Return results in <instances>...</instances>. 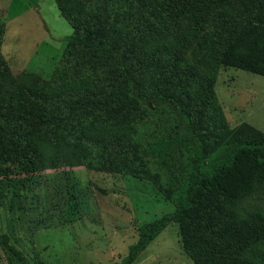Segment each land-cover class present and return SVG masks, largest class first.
<instances>
[{"label": "trees", "instance_id": "obj_1", "mask_svg": "<svg viewBox=\"0 0 264 264\" xmlns=\"http://www.w3.org/2000/svg\"><path fill=\"white\" fill-rule=\"evenodd\" d=\"M55 2L72 32L51 77L15 79L0 50V177L76 165L137 174V125L165 108L184 126L194 173L115 264H131L172 222L194 264H264V131L230 127L213 87L221 66L264 75V0ZM3 32L0 23V47ZM0 248L14 264H40L5 234Z\"/></svg>", "mask_w": 264, "mask_h": 264}, {"label": "rangeland", "instance_id": "obj_2", "mask_svg": "<svg viewBox=\"0 0 264 264\" xmlns=\"http://www.w3.org/2000/svg\"><path fill=\"white\" fill-rule=\"evenodd\" d=\"M0 23V50L12 77L23 70L51 77L72 32L55 0H0ZM213 87L230 127L245 122L264 131V75L221 66ZM176 122L172 112L150 107L149 118L137 125L144 147L137 174L76 165L0 177V235L40 264L117 263L141 225L172 212L186 196L195 156L180 142L185 130ZM222 150L202 160L201 169L210 171ZM0 264H14L1 248ZM131 264L194 263L172 222Z\"/></svg>", "mask_w": 264, "mask_h": 264}]
</instances>
